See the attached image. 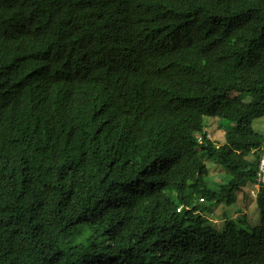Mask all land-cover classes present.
<instances>
[{
  "label": "trees",
  "instance_id": "1",
  "mask_svg": "<svg viewBox=\"0 0 264 264\" xmlns=\"http://www.w3.org/2000/svg\"><path fill=\"white\" fill-rule=\"evenodd\" d=\"M261 117L264 0H0V264H264Z\"/></svg>",
  "mask_w": 264,
  "mask_h": 264
},
{
  "label": "rangeland",
  "instance_id": "2",
  "mask_svg": "<svg viewBox=\"0 0 264 264\" xmlns=\"http://www.w3.org/2000/svg\"><path fill=\"white\" fill-rule=\"evenodd\" d=\"M207 125V132L211 140L216 142L217 145H220L225 142V131L229 126H233L229 121L214 117H206L205 119ZM253 129L259 134H264V117L256 119L253 122ZM204 163L209 169V181L212 182L214 186L226 183L229 180V175L227 171L221 165L215 164L211 160H205ZM260 187L256 183L255 179L250 180L236 193V202L234 205L228 207L225 204H220L215 207L214 215L207 213L209 218L212 220L211 224L217 230L221 231L224 227L226 220H224L223 213L226 212L227 219L234 220L239 228H245L247 230H252L254 227L260 223V214L256 205V196L253 195V192L257 195ZM247 218V227L246 223L244 225L238 223L240 219ZM82 229V232L80 233ZM78 231V232H76ZM76 231L72 233L71 236L65 237L60 241L61 249L65 250L68 246L73 245L76 241H84L89 235L90 231L86 228L85 225H81ZM74 236L77 237L74 238ZM74 238V241H73Z\"/></svg>",
  "mask_w": 264,
  "mask_h": 264
},
{
  "label": "built area",
  "instance_id": "3",
  "mask_svg": "<svg viewBox=\"0 0 264 264\" xmlns=\"http://www.w3.org/2000/svg\"><path fill=\"white\" fill-rule=\"evenodd\" d=\"M256 181L259 184V186L264 184V152L262 153L261 160L259 162V169H258ZM253 195L257 196L254 192Z\"/></svg>",
  "mask_w": 264,
  "mask_h": 264
}]
</instances>
